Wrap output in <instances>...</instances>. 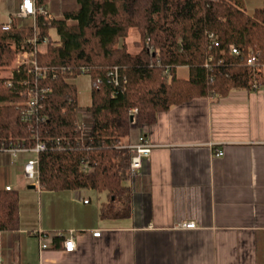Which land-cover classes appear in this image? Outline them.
I'll return each mask as SVG.
<instances>
[{"label": "trees", "instance_id": "obj_1", "mask_svg": "<svg viewBox=\"0 0 264 264\" xmlns=\"http://www.w3.org/2000/svg\"><path fill=\"white\" fill-rule=\"evenodd\" d=\"M48 3L36 0L45 9ZM78 5L52 21L37 15L39 40L49 39L37 60L49 74L43 83L51 87L40 120H23L15 105L22 98L8 86V76L0 77V148H33L38 139L46 142L47 149L39 154L43 189L107 192L101 216L128 217L131 153L125 146L132 129L130 109H138V126H151L174 105L263 85L264 78L247 59L252 50L264 63V6L247 13L241 0H78ZM53 28L58 42L50 37ZM131 28L141 36L138 54H131L126 45ZM34 33L32 24L0 25V72L10 71L22 47L32 48L28 41ZM231 45L239 55L230 53ZM180 66L190 68L189 79L177 77ZM114 67L128 79L122 88L107 82ZM83 69L91 80H102L93 87L88 107L79 105L74 83ZM77 110L90 117L84 143L79 142ZM83 161L94 166L91 173L81 170ZM19 224L18 191L0 190V232L18 229Z\"/></svg>", "mask_w": 264, "mask_h": 264}, {"label": "crops", "instance_id": "obj_2", "mask_svg": "<svg viewBox=\"0 0 264 264\" xmlns=\"http://www.w3.org/2000/svg\"><path fill=\"white\" fill-rule=\"evenodd\" d=\"M22 1L0 0V25L30 20L18 16ZM262 6L264 0H241L247 13ZM78 7V0H49L47 10L63 18ZM140 41L131 28V54L141 52ZM176 73L189 79L190 68ZM142 131L154 147L129 181L128 217L101 216L107 192L31 184L23 164L35 153L0 148V190L18 191L20 216L18 229L0 232L2 264H264V84L174 105L151 126L132 125L128 144ZM185 222L196 228L179 226ZM38 229L65 236L41 252ZM70 231L74 252L64 250Z\"/></svg>", "mask_w": 264, "mask_h": 264}, {"label": "built area", "instance_id": "obj_3", "mask_svg": "<svg viewBox=\"0 0 264 264\" xmlns=\"http://www.w3.org/2000/svg\"><path fill=\"white\" fill-rule=\"evenodd\" d=\"M42 15L46 20L52 21L56 17L53 16L47 9L38 7L36 0H23L18 16L20 18H30L32 19V26L34 28V36L29 39L28 44L32 45L31 49H25L22 47L18 52L14 64L7 77L8 86L15 88L17 93H19L22 98L21 101L16 102L15 105L20 107L21 115L24 121L33 122L35 120H40L42 118L41 109L43 108V101L45 96L51 91V87L46 86L45 82L49 78V74L46 68L42 67L38 60L37 56L40 53L46 51L49 39L45 37L42 41L39 40V28L37 26V15ZM11 22L5 24V28L11 27ZM212 42L215 46H218L217 37L213 34L210 35ZM229 51L232 55H239L240 51L234 45H231ZM224 53V51H221ZM212 60L210 57L207 60L206 66L209 65V62ZM247 65L254 69V71L262 78H264V63H259L257 56L249 51V57L247 59ZM86 69L82 70V74H86ZM54 77V75H53ZM127 77L121 73V70L118 67H114L107 74V82L113 85L116 88H122L127 84ZM102 83L101 79L91 80L92 87H98ZM259 88V86H257ZM138 109L132 108L129 111V117L132 125H137ZM77 128L80 132L79 142L84 143L85 138L88 136L89 132V123L90 117L84 110H77ZM45 119V117H43ZM146 128L147 126H142ZM154 145L150 142L147 134L142 131L139 135L138 141L133 144H128L125 148L129 149L131 153L130 159V173L131 177L136 176L140 173L143 167L144 159L149 158L152 153V148ZM2 149L10 152L12 155L16 156L18 152H33L35 157L28 160L23 164V172L25 178L31 184H39L40 172H39V154L47 149V143L38 139L36 145L33 148H26L24 146H10V147H1ZM223 151H218L216 156H222ZM81 170L85 173H91L94 170V166L90 164L89 161H83L81 165ZM11 187H8L7 190H11ZM84 203H89L90 199H84ZM182 228H196L195 222H185L179 224ZM34 235L39 239V245L41 252L53 248V239L54 237L65 236L63 233L57 232L51 234L42 229L35 230ZM102 234L101 230H96L93 232L94 237H100ZM77 248L76 236L74 231H70L69 235L65 238L64 241V250L66 252H74ZM2 256L0 254V264H2Z\"/></svg>", "mask_w": 264, "mask_h": 264}, {"label": "rangeland", "instance_id": "obj_4", "mask_svg": "<svg viewBox=\"0 0 264 264\" xmlns=\"http://www.w3.org/2000/svg\"><path fill=\"white\" fill-rule=\"evenodd\" d=\"M32 23V19H30L27 23L24 25H28ZM50 32V31H49ZM50 37L52 38L53 41H56L59 38V35L57 33V30L54 28L50 32ZM14 64V63H13ZM9 75L8 72H0V77H7ZM74 83L76 84L77 91H78V103L81 107H88L92 103V84H91V78L87 74H81L78 76L75 80Z\"/></svg>", "mask_w": 264, "mask_h": 264}]
</instances>
